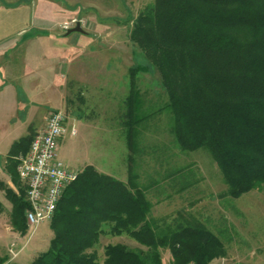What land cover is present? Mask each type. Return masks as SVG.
Instances as JSON below:
<instances>
[{"label":"trees","instance_id":"1","mask_svg":"<svg viewBox=\"0 0 264 264\" xmlns=\"http://www.w3.org/2000/svg\"><path fill=\"white\" fill-rule=\"evenodd\" d=\"M130 39L160 74L180 148L208 149L232 197L264 185V0H154L135 18ZM126 116L127 181L83 167L50 221L48 249L31 264H100L96 245L107 232L138 246L107 244L104 264H163L164 250L171 264H211L225 256L224 242L197 218H150V185H139L133 167L142 119L134 117L131 99ZM33 137L29 131L8 152L17 190L0 182L23 232L29 204L17 158Z\"/></svg>","mask_w":264,"mask_h":264},{"label":"rangeland","instance_id":"2","mask_svg":"<svg viewBox=\"0 0 264 264\" xmlns=\"http://www.w3.org/2000/svg\"><path fill=\"white\" fill-rule=\"evenodd\" d=\"M153 1L0 0V4L27 3L33 9L30 32L24 44L12 50L11 58L71 59L60 106L49 111H63L69 119L58 151L68 167L80 172L91 164L127 180L126 113L131 99L134 117L142 119L135 126L138 151L133 167L139 185H150V218H197L225 244L226 254L217 258L218 264H264V185L232 197L208 149L180 148L160 74L130 39L135 18ZM78 22L85 32L68 33ZM179 169L183 171L174 174ZM5 181L0 178L5 187L17 190L15 183ZM20 182L25 191V183ZM0 200V264H31L49 247L50 221L42 222L30 237L27 221L26 232L15 226L13 204L2 186ZM119 242L131 246L127 235L102 234L96 245L100 264L105 246ZM10 248L22 250L13 257ZM161 252L163 264H171L168 251Z\"/></svg>","mask_w":264,"mask_h":264},{"label":"crops","instance_id":"3","mask_svg":"<svg viewBox=\"0 0 264 264\" xmlns=\"http://www.w3.org/2000/svg\"><path fill=\"white\" fill-rule=\"evenodd\" d=\"M32 10L27 3L0 4V178L7 179V185H13L7 166L11 145L45 126L49 111L60 106L66 72L71 69L70 58H11L30 32ZM46 227L50 243L53 231L49 223ZM130 242L138 246L131 238ZM167 255L170 261L169 251Z\"/></svg>","mask_w":264,"mask_h":264},{"label":"built area","instance_id":"4","mask_svg":"<svg viewBox=\"0 0 264 264\" xmlns=\"http://www.w3.org/2000/svg\"><path fill=\"white\" fill-rule=\"evenodd\" d=\"M67 122L63 111H51L45 126L34 135L28 151L19 158L17 171L26 185L30 237L42 222L51 221L65 190L80 173L58 156L60 141L68 131ZM75 132L72 126L71 133ZM21 250L10 248V253L16 257Z\"/></svg>","mask_w":264,"mask_h":264},{"label":"water","instance_id":"5","mask_svg":"<svg viewBox=\"0 0 264 264\" xmlns=\"http://www.w3.org/2000/svg\"><path fill=\"white\" fill-rule=\"evenodd\" d=\"M71 32H81V33H84L85 30L82 28L81 24L78 22L75 27H73V28H71V29L68 30V33H71Z\"/></svg>","mask_w":264,"mask_h":264}]
</instances>
